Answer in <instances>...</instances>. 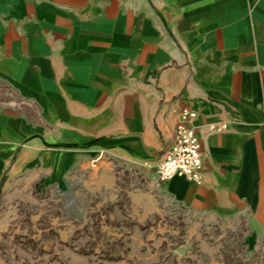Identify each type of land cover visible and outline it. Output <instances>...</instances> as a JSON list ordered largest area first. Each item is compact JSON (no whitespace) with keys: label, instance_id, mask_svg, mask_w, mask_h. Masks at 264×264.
I'll use <instances>...</instances> for the list:
<instances>
[{"label":"crops","instance_id":"1","mask_svg":"<svg viewBox=\"0 0 264 264\" xmlns=\"http://www.w3.org/2000/svg\"><path fill=\"white\" fill-rule=\"evenodd\" d=\"M0 83L1 191L155 166L191 110L201 180L161 188L264 235V0H0Z\"/></svg>","mask_w":264,"mask_h":264},{"label":"rangeland","instance_id":"2","mask_svg":"<svg viewBox=\"0 0 264 264\" xmlns=\"http://www.w3.org/2000/svg\"><path fill=\"white\" fill-rule=\"evenodd\" d=\"M16 97L0 83V108ZM155 166L78 169L0 193V264H264L243 214L201 213L156 187Z\"/></svg>","mask_w":264,"mask_h":264},{"label":"built area","instance_id":"3","mask_svg":"<svg viewBox=\"0 0 264 264\" xmlns=\"http://www.w3.org/2000/svg\"><path fill=\"white\" fill-rule=\"evenodd\" d=\"M196 120L195 111L184 110L179 114L171 144L161 161L155 165L157 188L175 177H182L193 183L200 182L204 153L197 134Z\"/></svg>","mask_w":264,"mask_h":264},{"label":"water","instance_id":"4","mask_svg":"<svg viewBox=\"0 0 264 264\" xmlns=\"http://www.w3.org/2000/svg\"><path fill=\"white\" fill-rule=\"evenodd\" d=\"M170 144H171V141H170V142L164 147V149H163V151H162V154H163V155H164V153L168 150ZM0 189H1V187H0ZM0 192H1V190H0Z\"/></svg>","mask_w":264,"mask_h":264}]
</instances>
